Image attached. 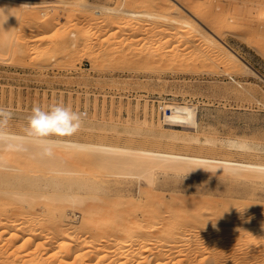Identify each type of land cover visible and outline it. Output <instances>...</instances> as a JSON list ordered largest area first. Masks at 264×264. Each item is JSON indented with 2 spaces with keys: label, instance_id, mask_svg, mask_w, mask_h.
<instances>
[{
  "label": "rangeland",
  "instance_id": "374dc122",
  "mask_svg": "<svg viewBox=\"0 0 264 264\" xmlns=\"http://www.w3.org/2000/svg\"><path fill=\"white\" fill-rule=\"evenodd\" d=\"M5 1L0 0V3ZM39 2L41 4H36L35 9L38 10L39 15L45 14L44 17H39L40 20L52 18L55 15L56 21L53 20L55 24L51 19L53 23L50 22L54 25L43 29L35 23L33 25L29 17L19 19L11 23L15 25L12 39L10 37L9 42L8 38L7 42L1 40L5 49H0V106L8 107L13 113L5 128L26 133V116L33 105L47 107L53 103H63L71 106L76 112H82L84 116L87 112L89 121L86 120L85 125L81 126L74 135L62 138H75L88 142L102 141L134 148L204 154L209 157L264 161V151L252 154L248 150L228 144L229 139H243L255 143L254 145L258 143L261 146L264 145V0H40ZM78 2L80 7L77 5ZM96 3L115 8L124 5L129 9L151 11L157 14L168 13L170 16L171 14L178 16L180 10L181 14L186 13L185 15H188L186 17L190 19L191 13L188 12L197 10L195 13H198L202 9L200 12L205 14L201 15L205 16H200L201 21L207 24L209 14L210 17L215 15L217 20L219 18L220 22H218L221 25L219 29L225 28H222V32L217 29L220 35L223 34L219 35L222 41L229 44L230 49L240 55L241 60H244L256 73L247 70L243 63L234 68L229 67V61L220 57L219 48L217 50V45L213 46L214 44L209 42L208 38L195 35L189 38L185 36L181 38V36L183 40L181 41L177 36L172 37L170 34L172 23L166 19L146 15H119L116 14L119 13L116 10H103L101 13H96L98 17L102 15L107 19L105 24H101L102 28L104 27V35L100 36L101 40H97L95 35L88 40H80L82 50L77 53L68 55L58 53L55 56L57 61L52 60L55 57L52 51H48L47 47L50 46L45 40L44 43L37 42V44L28 42L23 53L14 52L16 41L20 39L19 36L23 37V32L24 35L26 33V35L40 36L43 33L45 37L51 38L61 31L63 24H68V20L73 15L77 17L74 31L79 32L89 23V16L92 14H89L88 10L90 11L93 5H97ZM181 3L186 5V11L178 8ZM47 12L50 16L46 15ZM211 22L210 20L208 25ZM8 25L10 23H6L5 26ZM174 25L177 24L174 23ZM5 26L2 28L5 29ZM115 30L122 37L113 38ZM0 31V37H3L5 31L3 35H1L2 30ZM108 39L113 47L120 39L125 42L136 40L138 43L134 49L125 48L115 59L111 51L99 53V48L95 50L98 53L95 52L94 57L91 58L83 49L93 41L102 42ZM128 52L134 55V59L127 62L123 57ZM225 61H227L226 64ZM168 103L190 104L196 107L198 126L179 127L169 124V121L164 120L162 108L163 104ZM143 120H147L150 124L154 123L153 127L143 123L137 124ZM172 130L179 131L181 137L186 134V136L196 135L203 142L199 143L195 139L184 141L182 138L170 136ZM207 137L213 139L214 143L207 141L204 143ZM77 167L80 168L79 165ZM93 171L96 172L95 179L105 181L102 191L104 196L114 200L115 204L120 203L121 207L145 203L154 189L156 193L170 198L172 195H193L194 193L189 190L193 186L208 188V185L212 184L219 188L221 185L219 174L214 172H174L157 168L154 170L156 181L152 186L147 178L129 174L128 170L110 173L106 168H95ZM33 173L41 175L38 182L40 181L39 184L46 190L60 188L61 184L58 180L54 184L49 182V185H46V181H51L49 176L51 173L48 170ZM58 178L60 180V177ZM261 188L258 192L256 191V194L253 193L257 198L256 202L260 201V204L264 202V187ZM77 190L81 193L80 195L87 196L91 189L83 186ZM250 194L241 197L238 201L242 204L241 207L253 210L254 204L248 199ZM138 213L142 215L140 209ZM62 214L65 220L68 219L66 222L68 221L71 225L79 224L82 219V211L72 205H68ZM2 227L4 229V224L0 226V229ZM1 231L2 229L0 233ZM63 237L66 238V234ZM21 240L10 250V253L22 252V249L27 248L22 243L23 239ZM98 245L103 247L100 243ZM84 247L89 249V246ZM108 251L106 250L105 253ZM135 251L138 252L139 259L149 254V250H146L147 254L140 247ZM258 252V250L248 251L247 259L250 264H261L264 261V255H259ZM105 253L106 257L102 259L103 261L100 262L97 259V254L91 258H85L86 264L89 262H91L89 264H112L111 260L114 257L111 258V255L108 256ZM139 253L144 255L140 257ZM126 254L122 256L121 262L131 261L130 259L136 257L132 258V255L127 254L131 257L129 259ZM139 259L136 264L141 262L142 259L140 261ZM233 259L235 264H245V262L242 263L239 251ZM120 261L117 264H120Z\"/></svg>",
  "mask_w": 264,
  "mask_h": 264
},
{
  "label": "bare ground",
  "instance_id": "6f19581e",
  "mask_svg": "<svg viewBox=\"0 0 264 264\" xmlns=\"http://www.w3.org/2000/svg\"><path fill=\"white\" fill-rule=\"evenodd\" d=\"M39 1L6 0L0 3L1 35L5 31L4 36L0 37L2 38L0 39V49L4 48L3 41L7 42L8 38L9 42L10 37L12 39L15 25L13 26L11 23L19 19L23 20L29 17L31 20L29 21L33 22V25L35 23L36 26L43 29L51 27L56 17L54 15L55 18L47 17L48 19L40 20L41 16L44 17L45 14L39 15L38 10L35 9L36 4L40 3ZM122 6L115 8L93 5L90 11L88 10L89 14H92L89 16V23L77 33L74 31L77 18L74 15L68 20V24H63L61 31L58 34L55 33V36L51 38L45 37L43 33L44 37L38 34L26 35L25 33L24 35L22 31L23 37L19 36L20 39L16 41L14 52L23 53L28 42L37 44V42L47 41L50 46L47 49L49 52L52 51L53 57L58 53L66 55L77 53L82 50L80 40H88L94 35L99 40L100 36L104 35L102 23L107 19L102 15L98 17L96 13H101L103 10H116L119 12L116 14L119 15H146L152 18L166 19L172 23L170 32L172 37L180 38L182 36L181 38H183L185 36V38H189L195 35L208 38L209 42L214 44L213 46L217 45V50L219 48L220 57L229 61V67L234 68L243 63L247 70L255 72L244 60H241L240 55L230 49L229 44L222 41L220 36L223 34L220 35L219 31L222 32L225 28L219 29L220 20L219 18L217 20L215 15H212V18L209 14L208 19L212 21L209 26L210 20L207 19L208 23L206 24L200 19V16H205L201 15L203 12L200 10L202 9H198L200 14H198L199 12L195 13L197 10L195 12L189 10L191 19L186 17L188 16L185 15L186 13L181 14L182 11L178 8L183 11H186L187 8L182 3L178 8H175L179 10L178 16L139 11ZM73 7L75 6L73 5ZM46 15H49L48 12ZM112 16L114 17V15ZM5 20L7 21L5 22ZM4 23L5 25L10 23V25L6 27ZM174 23L177 25L173 26ZM2 26H5V29ZM10 26L12 27L10 28ZM116 32L115 30L113 38L120 36ZM97 40L83 48L91 58L97 52L95 50L100 48L99 53L111 51L113 59H115L125 48L134 49L138 43L136 40L125 42L120 39L113 47L109 39L102 42ZM205 50L207 49L205 48ZM46 51L44 52L46 53ZM218 54L216 53V55ZM123 59L127 62L132 61L134 55L128 52ZM52 60H56V57ZM219 60L221 61L220 58ZM162 108L164 120L169 121L172 126H198L196 107L190 104L168 103L163 104ZM80 114L81 126H84L89 117L87 112H85V116L82 112ZM140 123L152 127L154 124L152 122L150 124L147 120L139 121L137 124ZM160 131L164 130L160 129ZM164 133L163 135H165ZM180 134L179 131L172 130L170 136L182 138L184 141L195 139L199 143L203 142L196 135L186 136V134V137H181ZM51 139L55 143L48 145L42 141L30 140L24 132L5 127L0 130V226L4 224V229L2 227L0 233V264H86L85 258H91L97 254V259L100 262L103 261L102 259L106 257L104 256L106 250H109L106 252L108 256L114 257L111 260L113 263L109 262L117 264L118 261L123 260L122 256H125V253L129 256L132 255V258L136 256L134 259L138 261V252L135 249L139 247L145 251L149 250V254L146 251L147 256L144 253L141 255L139 253L140 257L144 255L142 257L145 259L140 258L142 260L139 264H235L233 258H236L237 251L241 254L242 263L250 264L247 259L248 251L258 250L259 255H264V202L262 204L260 201L256 202L257 198L253 195V193L256 194V191L258 192L259 188L264 187V161L209 157L204 154L155 148H134L129 145L120 146L116 143L108 144L102 141L88 142L75 138L54 137ZM212 140L207 137L204 143L205 141L213 142L214 140ZM157 142L159 143L158 140ZM228 144L248 150L252 154L264 151V145L261 146L259 143L254 145L255 143L243 139H229ZM78 165L80 168L77 167ZM95 168H106L110 173L128 170L129 174L147 178L152 186L156 181L154 170L157 168L174 172H214L219 174L221 185L219 188L212 184H209L208 188L193 186L189 188L194 193L193 195H172L170 198L156 193V189H154L145 203L137 204L139 205L137 208L142 212L140 216L139 209L136 208L137 205L121 207L120 203L116 202L115 204L114 200L104 196L102 191L105 181L95 179L96 174L94 173L96 172L93 171ZM43 170H48L51 173L49 175L51 181H46V185H49V182L54 184L58 180L61 184L60 188L48 191L41 187L40 181L38 182L41 175L33 172L38 173ZM83 186L91 189L89 195H80L81 193L77 189ZM247 194H250L248 199L254 204L253 210L241 207L242 204L238 201ZM68 205L82 211V219L79 224L71 225L68 221L66 222L68 219L63 218L62 213ZM65 234L66 238L63 237ZM21 239H23L22 243L27 246V250L24 248L25 251L22 249V252L10 253V250ZM99 243L103 247H100ZM85 245L89 246V249H85ZM137 245L138 247H136ZM106 253L105 255H107ZM127 254L126 256L130 259L131 257ZM134 259L125 260L126 262L120 261V264H127V262L136 264ZM261 264H264V261Z\"/></svg>",
  "mask_w": 264,
  "mask_h": 264
},
{
  "label": "clouds",
  "instance_id": "9594fccd",
  "mask_svg": "<svg viewBox=\"0 0 264 264\" xmlns=\"http://www.w3.org/2000/svg\"><path fill=\"white\" fill-rule=\"evenodd\" d=\"M7 20H5L6 22ZM13 113L6 106H0V130L6 127ZM27 138L53 144L54 137H70L81 128V114L71 106L63 103H53L47 107L33 105L26 116Z\"/></svg>",
  "mask_w": 264,
  "mask_h": 264
}]
</instances>
